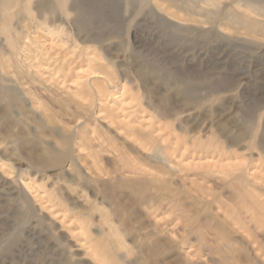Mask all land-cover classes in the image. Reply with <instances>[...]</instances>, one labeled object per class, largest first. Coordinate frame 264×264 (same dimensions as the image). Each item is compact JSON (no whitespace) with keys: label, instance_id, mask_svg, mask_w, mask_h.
Segmentation results:
<instances>
[{"label":"rangeland","instance_id":"rangeland-1","mask_svg":"<svg viewBox=\"0 0 264 264\" xmlns=\"http://www.w3.org/2000/svg\"><path fill=\"white\" fill-rule=\"evenodd\" d=\"M31 7L0 71V264H264V16Z\"/></svg>","mask_w":264,"mask_h":264},{"label":"bare ground","instance_id":"bare-ground-1","mask_svg":"<svg viewBox=\"0 0 264 264\" xmlns=\"http://www.w3.org/2000/svg\"><path fill=\"white\" fill-rule=\"evenodd\" d=\"M77 1L78 0H0V41L4 42H0V71H4V65L2 60L5 58L6 55H12L11 52L14 51L15 46L18 42V25L14 22V19L19 22L22 18H24V15L27 16V14L32 11L31 5L33 3L36 7L43 6L46 15L50 14V16L54 17L56 15L57 9H60L63 13L69 12L70 8L67 7L68 4ZM154 1L160 2L161 0ZM208 1L212 2V0ZM234 1L236 2V5L245 6L246 9L244 10V13L246 14L247 12L246 16L240 18V15L236 14L237 11L231 9L229 11V14L235 19L236 23L237 21L243 18V20L247 21V27L251 26L255 28L258 24H261V22L255 18L260 15L264 16V0ZM251 15H253L254 18H250L249 16Z\"/></svg>","mask_w":264,"mask_h":264}]
</instances>
